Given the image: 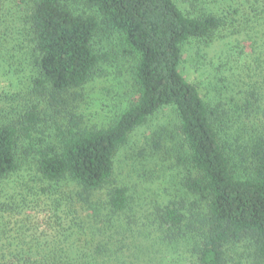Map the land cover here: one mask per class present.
I'll list each match as a JSON object with an SVG mask.
<instances>
[{
    "label": "trees",
    "instance_id": "1",
    "mask_svg": "<svg viewBox=\"0 0 264 264\" xmlns=\"http://www.w3.org/2000/svg\"><path fill=\"white\" fill-rule=\"evenodd\" d=\"M103 40L131 60L132 93L89 127L84 93L113 55ZM226 40L207 101L181 71L186 47L201 59ZM165 109L174 123L132 169L159 180L171 138L182 174L145 198L117 180L118 158ZM13 219L21 241L0 264H124L126 234L151 259L264 264V0H0V240Z\"/></svg>",
    "mask_w": 264,
    "mask_h": 264
},
{
    "label": "rangeland",
    "instance_id": "2",
    "mask_svg": "<svg viewBox=\"0 0 264 264\" xmlns=\"http://www.w3.org/2000/svg\"><path fill=\"white\" fill-rule=\"evenodd\" d=\"M232 39L231 41H234ZM229 40L214 43L207 51L202 50V55L205 53V57L200 58L198 54V49L196 45L189 44L186 47V55L184 57V62L181 68L182 73L185 77L196 84L199 87V90L202 96L207 100H213L215 92H209L211 89V84L216 83L215 68L212 67V63L217 66L220 59L223 58V53L227 49L225 42ZM116 42L110 40H103V47L108 49L110 52H113L111 57V62L104 65L103 75L96 78L92 81L85 90L84 93V103L82 104L81 112L85 115V123L89 127H102L109 124L112 118L124 109L127 104H129V98L131 95V83L129 78L131 67V60L123 58L120 56L119 46L115 44ZM172 120L174 123V116L171 109H165L160 112L153 118L149 125L137 130L130 138V142L127 147H125L119 156L118 160V170H117V180L120 183L125 184L130 188H136L141 192L146 191L147 189H153L160 191V195H164V189L171 186L169 184L170 179L168 175L173 174L177 176L182 174V168L178 165V162L174 158V148L173 140L170 138L167 144V148L159 152L157 158L158 165L154 167V177H160L156 181H147V178L139 177L136 173L133 166L138 164L137 161L141 160L142 156H152L150 151L147 148L148 138H153L152 131L159 124H162L164 121ZM173 126V125H172ZM173 128H170V130ZM178 138L176 137V141ZM140 152L144 154L140 155ZM168 152V153H166ZM34 172L27 177V180L33 179ZM180 176V175H179ZM22 180H19L21 182ZM152 182V183H150ZM42 182H39V185H42ZM159 184V188H158ZM74 189L72 185L66 187L62 192L70 193ZM156 192V191H154ZM159 198L160 196L154 195L151 190L145 192L146 197ZM163 199V197H161ZM19 220V219H17ZM13 224L9 226L11 233L8 237H4L0 240V256L3 254L10 255L11 252L18 247L21 239L19 234L22 232L19 228V225L15 226V219L12 220ZM36 227V226H35ZM35 227H29L35 228ZM23 231H26L25 229ZM122 242L119 247L123 248V260L124 264H191L188 256L182 254L183 250L179 252H174L171 249H164L159 253L153 255V259L150 258V253L145 249L147 242L144 241L141 237L132 234H126L122 237H119ZM30 242L29 239H23ZM135 242V243H133ZM135 244V245H134ZM10 247V248H9ZM5 252V253H4Z\"/></svg>",
    "mask_w": 264,
    "mask_h": 264
}]
</instances>
